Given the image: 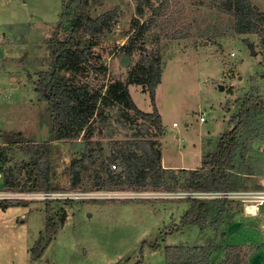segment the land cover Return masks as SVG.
<instances>
[{"label": "rangeland", "instance_id": "1", "mask_svg": "<svg viewBox=\"0 0 264 264\" xmlns=\"http://www.w3.org/2000/svg\"><path fill=\"white\" fill-rule=\"evenodd\" d=\"M154 1L156 5L161 1L166 4L165 0ZM249 1L259 15L258 32H234V16L219 11L214 0H168L167 14L158 21L174 20V28L155 29L143 36L145 53L158 49L160 56L156 105L164 133L157 141L161 163L175 165V171L197 168L206 154L215 151L220 136L231 127L229 117L237 110V100L246 92L256 88L264 94L260 78L264 70V0ZM88 2L86 8L92 14L115 7L120 11L113 28L103 31L93 48L100 55L97 64L106 62L107 74L82 78L96 88L111 78L125 79L130 65L140 57L139 52L127 56L117 50L126 41L124 33L132 24L136 1ZM60 10V0H0V194L13 196L0 198V204L6 205L0 206V264H167V245H207L212 241L220 247L211 251L210 264L220 261L221 246L229 243L240 245L245 264H264V231L259 228L264 216L244 215L238 200L228 199L217 227L211 226L217 213L210 208L209 220L202 226L177 228L186 206L178 200L183 191L98 189L106 179V165L111 170L119 169L120 159L111 161L112 155L120 148L137 149L128 145L134 141L127 137L132 131L115 122L109 127L111 137L107 134L88 142L81 137L50 142L52 183L60 189L5 187L4 175L18 172L21 162L29 158L6 137L21 144L20 139L41 142L50 134L48 103L39 99L34 82L40 70L48 69L51 54L47 39L56 27ZM144 13L147 16L151 11L144 8ZM129 92L140 109L152 110L148 93L140 85H129ZM262 134L261 139L251 141L244 135V152H236L243 186L264 178ZM87 149H93L96 156L79 172L72 188L65 169L71 159ZM23 171L16 174L19 179H24ZM28 192H58L65 197L31 198ZM109 192L116 193L115 197H105ZM46 200H50L47 211L55 216L57 232L41 256L34 258L31 246L43 233ZM260 212H264V206ZM173 264L184 262L176 260Z\"/></svg>", "mask_w": 264, "mask_h": 264}, {"label": "trees", "instance_id": "2", "mask_svg": "<svg viewBox=\"0 0 264 264\" xmlns=\"http://www.w3.org/2000/svg\"><path fill=\"white\" fill-rule=\"evenodd\" d=\"M135 1V16L130 29L124 33L126 41L119 45L117 50L127 56L139 52L140 57L130 65L125 79L111 78L107 83L101 82L94 88L89 81L82 78L89 76L97 78L107 74L106 62L97 64L100 55L95 53L93 48L99 44L102 32L113 28L120 11L115 7L92 14L86 8L88 0H60L61 10L57 24L47 39L51 54L48 69L40 70L34 82V90L39 99L48 103L46 114L50 121V134L41 142L20 139L21 144L17 140L10 142L6 137L8 143L18 145L24 153L29 154V158L27 161L23 160L18 168V172L24 169V179L18 178L16 175L18 172L10 171L4 175L5 187L35 191L60 189L52 183L50 142L75 140L79 137L88 142L94 137H103L107 134L111 137L113 132L109 127L114 122L132 131L127 137L134 141L128 145L133 144L137 149L120 148L112 155L111 161L120 159L119 169L111 170L110 166L106 165V179L98 184V189L194 192L252 189L261 186L262 180L248 181L249 184L245 186L240 184L242 178L236 158L238 150L240 155L244 152L245 148H242L245 145L244 140L242 141L244 135H249L251 141L261 139L264 132V94L256 88L237 100V110L229 117L231 127L220 136L215 151L206 154L199 167H181L175 171V168H165L161 165V149L157 140L163 135L164 126L156 105V88L161 81L160 56L158 49L145 53L143 36L155 29L162 31L165 27L172 29L175 23L174 20L168 19L163 23L158 21L161 16L167 14L168 0H165V5L164 1L158 5L154 0ZM214 1L219 11L234 16L235 24L232 28L234 32L259 31L256 23L259 15L251 7L249 0ZM144 8L150 9L151 13L145 16ZM169 16L173 18L172 15ZM261 43L264 48V37ZM260 78L264 83V70ZM131 84L140 85L148 93L152 104L151 111L140 109L134 102L129 92ZM257 122L258 125L255 124ZM95 156L93 149H87L79 157L71 159L65 173L72 180V188L76 184L79 172L88 162L93 161ZM178 200L186 206L177 228L189 224L202 226L209 220L210 208L217 213V218L215 222H211V226L217 227L226 213V204L229 202L223 197L208 199L185 196L179 197ZM49 202L50 200H46L43 233L40 232L39 239L31 246L34 258L41 256L57 232L55 216L47 211ZM0 206L6 207L4 204ZM173 230L172 228L171 231ZM218 246L214 241L207 245H167L165 247L167 264H173L176 260H182L184 264H210V253ZM221 250L223 256L217 264H245L240 245L225 244L221 246Z\"/></svg>", "mask_w": 264, "mask_h": 264}, {"label": "built area", "instance_id": "3", "mask_svg": "<svg viewBox=\"0 0 264 264\" xmlns=\"http://www.w3.org/2000/svg\"><path fill=\"white\" fill-rule=\"evenodd\" d=\"M199 120H204V116L200 115ZM175 124V122L173 123ZM113 168H115L116 164H112ZM116 193L109 192L105 197H115ZM179 197L185 196H195L202 198H227L232 200H238L242 204L243 214L246 216H264V212H260V207L264 206V178L261 181V186L258 188L252 189H233L226 191H194V192H179ZM13 197L8 194H0V198H9ZM28 197H43V198H61L65 197V195L58 192H28ZM255 206L254 213H247L248 206ZM259 228L264 231V222L259 224Z\"/></svg>", "mask_w": 264, "mask_h": 264}, {"label": "bare ground", "instance_id": "4", "mask_svg": "<svg viewBox=\"0 0 264 264\" xmlns=\"http://www.w3.org/2000/svg\"><path fill=\"white\" fill-rule=\"evenodd\" d=\"M255 209H256L255 206L250 205L248 206L247 213H254L256 211Z\"/></svg>", "mask_w": 264, "mask_h": 264}, {"label": "crops", "instance_id": "5", "mask_svg": "<svg viewBox=\"0 0 264 264\" xmlns=\"http://www.w3.org/2000/svg\"><path fill=\"white\" fill-rule=\"evenodd\" d=\"M161 165L163 166V167H170V168H173L175 165H170V164H166V163H161ZM177 166V165H176Z\"/></svg>", "mask_w": 264, "mask_h": 264}, {"label": "water", "instance_id": "6", "mask_svg": "<svg viewBox=\"0 0 264 264\" xmlns=\"http://www.w3.org/2000/svg\"><path fill=\"white\" fill-rule=\"evenodd\" d=\"M251 52H254L253 47H251ZM221 88H222V86H221ZM42 132H43V135L45 136L46 135V129L44 127H42Z\"/></svg>", "mask_w": 264, "mask_h": 264}]
</instances>
